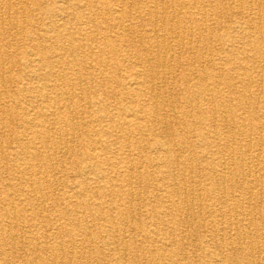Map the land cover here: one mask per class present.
<instances>
[{
    "label": "bare ground",
    "instance_id": "6f19581e",
    "mask_svg": "<svg viewBox=\"0 0 264 264\" xmlns=\"http://www.w3.org/2000/svg\"><path fill=\"white\" fill-rule=\"evenodd\" d=\"M3 77L0 264H264V0H0Z\"/></svg>",
    "mask_w": 264,
    "mask_h": 264
},
{
    "label": "rangeland",
    "instance_id": "374dc122",
    "mask_svg": "<svg viewBox=\"0 0 264 264\" xmlns=\"http://www.w3.org/2000/svg\"><path fill=\"white\" fill-rule=\"evenodd\" d=\"M15 1L18 2L19 0H15ZM22 1H25L26 2L27 0H22ZM44 1H46V3H48V1H50V0H44ZM138 2H140V0H138V1L137 0H130V3L131 4L138 3ZM207 7L211 8V9L214 8L212 6V4L211 5L209 4V6H207ZM215 10H216L215 11L216 13H218V12L221 11V9L218 8V7H215ZM29 14H30L29 12H26L24 10L20 11L19 14L18 13H15V12L9 14V15H12L13 16V19L16 20L15 22H17L16 25H18V27L9 26L8 25L6 27L7 28L6 30L9 32V34H8L7 38L4 39V41L1 43V45L3 46L4 53L8 56V60L5 61V63H6V65H5V67H6V74H5V76H8V78L11 75H13L14 77L20 76L24 72L25 65L20 64V63L21 62H24L25 59H27V58L23 59L25 55H28L29 52L32 53L33 47H32V45L30 43L28 44V42L26 40L27 37H26V32H25L26 27H27V23L26 22L28 20V15ZM16 15L18 16V18L16 17L17 19L14 18ZM208 23L211 26H213V27L216 26L217 27L216 28L217 31H223L224 29H226L224 26L225 25H228L229 24V21H228V17L225 16V15L221 17V20L220 21H218L215 16H211L210 17V21H208ZM219 25L221 27H219ZM213 31L215 32V30H213ZM137 34H138V32H135L134 35H137ZM172 44H175V43H172ZM214 44H216L217 47L220 46V44H218L217 41ZM200 48H201V50L203 49L202 47H200ZM120 49H122V48H120ZM204 50L205 49H203L202 51H204ZM35 51H36V49H35ZM181 56H182L181 58L183 60H187V62H182L183 64L178 68V70H176V76L177 77H178L179 74H183V72H184L185 68L187 67L188 63H193L195 61V54L194 53H186V52H184V53H181ZM32 57H34V56H32ZM133 60L134 59L130 60V62L121 61V63H124V64H129L130 63L131 65H133V63H134ZM150 62H151V65L152 66L155 65V63H154L153 60H151ZM91 66H95V67L92 68V69H94L93 72H94V74L96 76L98 75L100 77L101 76L100 75V69L102 68V65H100L96 61H92L91 62ZM2 79L3 80H1V82H0V88L3 89V91L6 92L5 94L2 95V97H1L2 99L8 100V101L10 100L11 101L10 102L11 103L10 105L16 104V101L17 100L23 99V98L20 97L21 94L19 92V88H18L16 82L15 83L14 82H11L10 83V82L7 81V78H5V77H3ZM179 82H180V80H179ZM180 88H181V85H177V89H180ZM102 92H103L102 90L97 91V93H99L100 95H101ZM95 94L96 93H93V95H95ZM93 95H91V96H93ZM23 100H25V99H23ZM8 101L6 103H8ZM173 110L174 111H171V112L177 114L178 111H180V107L177 106ZM82 115H84V117H85L87 114L85 112L84 113H82V112L76 113V117L77 116L81 117ZM156 128H158V127H156ZM175 128H177V129L180 130V124L175 125ZM3 133H4L3 134L4 136L2 137V139L0 141H2L1 143H3L4 145H6V142H5L6 139L5 138L9 137V135H10L9 129H4L3 130ZM83 139H84L83 143L84 142H87V144H88L89 140L87 141L86 138H83ZM74 144L76 146H79V142H74ZM78 150H80V149H78ZM78 150H76V152H79ZM97 151H98L97 153H99V150H97ZM57 155H58V157L60 156L59 158L61 159V161L64 162V165L63 166L68 168L67 175L70 174L72 176L73 173L75 172V170L72 169V166H75L74 163H73V161H74V155L71 154V156L70 155L68 156L66 154L65 155L64 154H61V152L59 154H57ZM130 156H131L130 158H136L138 155H137L136 152H134L133 154H130ZM5 176H6V174H5ZM60 176H61V173H59L57 177L60 178ZM51 210H52V208L51 209L49 208V212ZM259 211H261V210L259 209ZM257 217H259V216H257ZM263 218H264V215H263Z\"/></svg>",
    "mask_w": 264,
    "mask_h": 264
}]
</instances>
